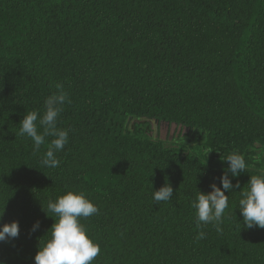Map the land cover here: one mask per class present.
Segmentation results:
<instances>
[{
	"label": "trees",
	"instance_id": "1",
	"mask_svg": "<svg viewBox=\"0 0 264 264\" xmlns=\"http://www.w3.org/2000/svg\"><path fill=\"white\" fill-rule=\"evenodd\" d=\"M56 84L71 100L57 125L69 143L48 168L52 137L34 151L19 132ZM161 124L178 132L154 136ZM233 152L247 168L225 192L222 231L197 228L192 203L222 188ZM253 175H264V0H0V227L20 230L0 241V264H35L58 220L48 202L68 191L99 208L80 221L101 248L93 264H264V229L239 211ZM166 183L174 196L157 204Z\"/></svg>",
	"mask_w": 264,
	"mask_h": 264
},
{
	"label": "clouds",
	"instance_id": "2",
	"mask_svg": "<svg viewBox=\"0 0 264 264\" xmlns=\"http://www.w3.org/2000/svg\"><path fill=\"white\" fill-rule=\"evenodd\" d=\"M56 89V92L45 99L42 115L39 110L26 112L20 123L19 132V135L32 140L34 151H39L46 138L52 137L50 146L41 159V164L48 168L60 166L61 162L56 153L63 151L69 143V131L62 130L57 125L63 106L66 103L70 104L71 100L62 84H56ZM39 128H43V132H40ZM223 160L228 162V168L220 177L222 188L212 184L209 193L198 191L196 200L192 203L196 210L197 228L202 224H212L217 232L222 231L220 228L222 217L229 207V196L225 195V192L231 193L234 187L240 188L238 182L233 185L232 178L246 172L247 165L243 155L233 152ZM247 184L248 189L241 193L242 198L239 200V211L243 216L244 226L249 229L253 227L264 229V175L250 176ZM173 196V188L167 183L152 193V199L157 204L169 202ZM47 208L58 217V220L51 227V238L42 247L39 246L34 257L35 264H93L101 254V248L88 236L86 228L80 221L82 218L97 215L99 208L84 193L73 191H68L55 201L49 200ZM4 211L0 218L3 217ZM39 226L40 222L37 221L31 231L38 230ZM19 231L18 222L4 224L0 227V241L17 238ZM205 238L203 231L196 237L198 241Z\"/></svg>",
	"mask_w": 264,
	"mask_h": 264
},
{
	"label": "rangeland",
	"instance_id": "3",
	"mask_svg": "<svg viewBox=\"0 0 264 264\" xmlns=\"http://www.w3.org/2000/svg\"><path fill=\"white\" fill-rule=\"evenodd\" d=\"M176 130L175 126L167 127L166 125H162L160 129L154 128L153 135L156 136L157 132H159V136L161 139L165 140L167 136L172 137Z\"/></svg>",
	"mask_w": 264,
	"mask_h": 264
},
{
	"label": "water",
	"instance_id": "4",
	"mask_svg": "<svg viewBox=\"0 0 264 264\" xmlns=\"http://www.w3.org/2000/svg\"><path fill=\"white\" fill-rule=\"evenodd\" d=\"M155 124H158V121H155ZM162 125V124H161ZM167 127H169V124H166Z\"/></svg>",
	"mask_w": 264,
	"mask_h": 264
}]
</instances>
